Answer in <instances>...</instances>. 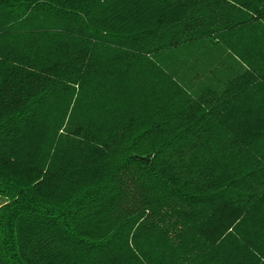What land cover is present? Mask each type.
Wrapping results in <instances>:
<instances>
[{
  "label": "trees",
  "instance_id": "1",
  "mask_svg": "<svg viewBox=\"0 0 264 264\" xmlns=\"http://www.w3.org/2000/svg\"><path fill=\"white\" fill-rule=\"evenodd\" d=\"M0 264H264V0H0Z\"/></svg>",
  "mask_w": 264,
  "mask_h": 264
},
{
  "label": "rangeland",
  "instance_id": "2",
  "mask_svg": "<svg viewBox=\"0 0 264 264\" xmlns=\"http://www.w3.org/2000/svg\"><path fill=\"white\" fill-rule=\"evenodd\" d=\"M5 202V199L0 197V205L3 204Z\"/></svg>",
  "mask_w": 264,
  "mask_h": 264
}]
</instances>
